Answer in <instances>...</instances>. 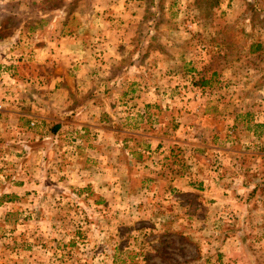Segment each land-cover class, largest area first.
<instances>
[{"label":"rangeland","instance_id":"1","mask_svg":"<svg viewBox=\"0 0 264 264\" xmlns=\"http://www.w3.org/2000/svg\"><path fill=\"white\" fill-rule=\"evenodd\" d=\"M0 264H264V0H0Z\"/></svg>","mask_w":264,"mask_h":264},{"label":"trees","instance_id":"2","mask_svg":"<svg viewBox=\"0 0 264 264\" xmlns=\"http://www.w3.org/2000/svg\"><path fill=\"white\" fill-rule=\"evenodd\" d=\"M59 128V126H57V128L56 129H58Z\"/></svg>","mask_w":264,"mask_h":264}]
</instances>
